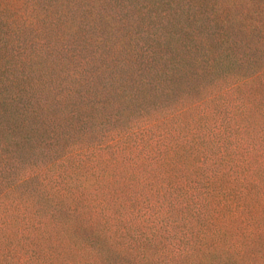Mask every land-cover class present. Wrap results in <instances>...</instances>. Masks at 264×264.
Segmentation results:
<instances>
[{
  "label": "trees",
  "instance_id": "16d2710c",
  "mask_svg": "<svg viewBox=\"0 0 264 264\" xmlns=\"http://www.w3.org/2000/svg\"><path fill=\"white\" fill-rule=\"evenodd\" d=\"M0 264H264V0H0Z\"/></svg>",
  "mask_w": 264,
  "mask_h": 264
},
{
  "label": "rangeland",
  "instance_id": "374dc122",
  "mask_svg": "<svg viewBox=\"0 0 264 264\" xmlns=\"http://www.w3.org/2000/svg\"><path fill=\"white\" fill-rule=\"evenodd\" d=\"M14 38H16V36Z\"/></svg>",
  "mask_w": 264,
  "mask_h": 264
}]
</instances>
